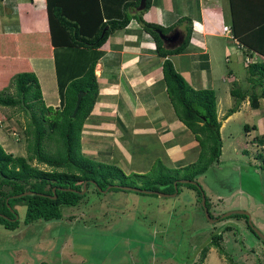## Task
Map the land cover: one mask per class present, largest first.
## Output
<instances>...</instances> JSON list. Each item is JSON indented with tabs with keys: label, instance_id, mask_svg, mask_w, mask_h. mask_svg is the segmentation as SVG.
<instances>
[{
	"label": "trees",
	"instance_id": "16d2710c",
	"mask_svg": "<svg viewBox=\"0 0 264 264\" xmlns=\"http://www.w3.org/2000/svg\"><path fill=\"white\" fill-rule=\"evenodd\" d=\"M138 1L45 0L58 106L51 108L43 104L38 81L31 71L12 75L9 82L13 84L14 96L13 93L6 92L9 82L0 89V105L18 106L23 111L28 120L25 136L29 135L25 156L6 152L0 145V214L6 216H0V225L4 229L14 230L18 227L16 205L25 207L22 218L24 224L38 219L46 221L60 217V205H75L84 195L62 188L80 190L85 182V189L92 185L96 191V187L104 189L109 184H117L171 193L176 190L173 187L174 181L175 187L180 184L177 181L179 178L196 181L208 166L218 161L221 139L215 93L208 87L194 88L189 85L168 57L179 53L188 44L189 27L185 28L184 37L179 44L170 47L168 43H163L158 32L165 34L171 27L143 21L141 13L148 8L150 2L145 0L143 9L137 11ZM228 4L227 24L231 37L236 40L246 57H254L253 61L246 64V87H229V94L236 101L247 99L250 107H257L259 98L264 101V0H247L244 7L246 17H242V1L228 0ZM130 18H134L141 31L149 35L160 61L163 86L174 114L194 135L199 147L197 159L193 163L170 170L161 165L159 171L165 170L164 174H156L150 179L145 177L146 180L142 179L140 185L132 177L139 175H126L116 164L96 161L83 155L80 150L82 124L97 95L94 65L102 54L98 48L111 32L124 27ZM79 91H83V95L71 116ZM237 106L238 102L227 108L223 117L234 112ZM246 128L247 125H244L245 131ZM254 157L259 160V167L264 173L261 145ZM32 161L36 164H32ZM37 164H44L48 168H41ZM181 170L183 173L179 175ZM183 184L194 189L200 196L202 190L197 181L196 185ZM25 191L30 193L14 196ZM52 195L55 197L52 198ZM207 199L205 197L204 200L208 211ZM228 217L243 218L246 227L253 232L246 215L233 213L223 218ZM220 237L221 232L211 233L208 242L199 251L197 262L192 264L202 263L209 246L215 247L218 253H223L218 242ZM230 262L234 264L232 260Z\"/></svg>",
	"mask_w": 264,
	"mask_h": 264
},
{
	"label": "rangeland",
	"instance_id": "374dc122",
	"mask_svg": "<svg viewBox=\"0 0 264 264\" xmlns=\"http://www.w3.org/2000/svg\"><path fill=\"white\" fill-rule=\"evenodd\" d=\"M218 40L214 58L219 70L215 82L220 83V90L213 89L222 105L226 100L223 87H246L247 62H239L235 56L229 57L230 63L226 62L224 43L221 38ZM174 63L176 70L185 68L183 59ZM230 69L235 72L232 78L225 75ZM220 76H225L224 82H220ZM9 83L6 92L14 96L13 84ZM229 99L228 108L240 102L233 96ZM252 112L247 106L224 123L218 161L196 178L204 198H208L209 216L214 222L205 217L197 192L183 183L175 187L178 193L168 196L123 189L96 191L88 185L75 205L59 206L60 217L54 221L38 219L24 224L25 207L16 205L18 227L6 230L0 225V264H192L214 232H221L218 242L223 253L209 246L201 264H230V260L234 264H264V243L246 227L244 219L220 218L225 212L244 210L250 225L264 234V173L251 143V137L259 135L264 121L261 112ZM27 123L18 106L0 105V145L6 152L25 156ZM246 124L255 127L247 133ZM142 137L126 149L122 164L112 161L120 169L144 167L145 171L121 169L126 175H139L132 176L138 185L142 179L164 174L165 170L159 171L161 165L168 170L187 165L166 159L153 146L155 136ZM195 151L197 159V144ZM37 166L48 168L44 164ZM182 173L183 170L179 175Z\"/></svg>",
	"mask_w": 264,
	"mask_h": 264
},
{
	"label": "crops",
	"instance_id": "0c3cea01",
	"mask_svg": "<svg viewBox=\"0 0 264 264\" xmlns=\"http://www.w3.org/2000/svg\"><path fill=\"white\" fill-rule=\"evenodd\" d=\"M239 1L244 3L240 9L244 8L247 0ZM149 2L148 8L141 13V19L173 28H169L172 31L165 35L177 33L176 38L163 43L176 46L183 39L185 28L189 27L188 44L179 53L168 56L173 65L175 61L185 60V68L177 71L192 87H208L214 92L215 88L218 92L220 83L215 82V77L219 70L214 58L220 42L218 38L224 43L226 62L230 63V56H235L239 62L244 58L243 50L231 37L227 24L228 0ZM243 16L246 17L245 8ZM148 36L141 31L139 23L130 18L124 27L111 32L98 48L102 54L94 65L97 95L80 133L83 155L94 160L98 156L96 161L100 162L112 163L117 160L122 164L123 154H126L128 147H133L136 138L155 136L153 146L162 151L169 161L182 162L181 166L196 160V140L174 114L163 86L160 61ZM52 54L45 0H0V89L8 84L15 73L31 71L38 81L43 104L56 108L58 90ZM234 73L230 69L225 75L232 78ZM224 77L220 76V82H224ZM222 92L225 102L221 105L219 97L216 99L220 135L224 123L247 106L254 115L261 112L260 117L264 121L262 98L253 108L244 99L234 112L223 117L231 103L229 86L223 87ZM262 125L259 135L251 137L254 151L264 144ZM248 126L247 133L255 127L253 124ZM121 169L125 172L145 171L144 167L138 166Z\"/></svg>",
	"mask_w": 264,
	"mask_h": 264
},
{
	"label": "water",
	"instance_id": "95a60500",
	"mask_svg": "<svg viewBox=\"0 0 264 264\" xmlns=\"http://www.w3.org/2000/svg\"><path fill=\"white\" fill-rule=\"evenodd\" d=\"M144 5H145V0H139L136 9H137V10H141V9H143ZM158 33H159V36H160V38L162 39L163 42L171 41V40H173L174 38L177 37V33H173L172 35H165V34H162V33H160V32H158ZM82 95H83V91H79V92L76 94L75 105H74V108H73V110H72V112H71V116L74 115V113H75V111H76V109H77V106H78V104H79V102H80V99H81ZM177 181H178L179 183H191V184H195V185H196V181H194V180H189V179H177ZM90 183L94 184L93 181H90ZM175 183H176V182L174 181V182H173V187H174V189H175ZM94 185H95V184H94ZM112 187H119L120 189H123V190H133V191L140 192V193L158 194V195H162V196H168V195H171V194L174 195L175 192H176V190H174L172 193H166V192H161V191H157V190H146V189H142V188H139V187H136V186L117 185V184H109V185H107L104 189H101V188L96 187V189H97V191H106L107 189L112 188ZM198 187H199V185H198ZM199 188H200V187H199ZM62 189H68V190H73V191H75V192L83 193L84 190H85V182L82 183V186H81V189H80V190L69 189V188H62ZM52 191H54V188H52ZM29 193H30V191H25V192H22V193L16 194V195H14V196H15V197H18V196H23V195H25V194H29ZM51 197L54 198L55 196L52 195ZM204 199H205V198H204V195H203V193H202V191H201V192H200V203H201L202 209H203V211H204L205 217L209 220L210 223H212V222L215 221V219H214V218H211V217L209 216L208 211H207V208H206V206H205V200H204ZM233 213H236V214H244V215H246V216H247L248 224L250 225L249 220H248L249 215H248V213H247L246 211H244V210H231V211H228V212H225V213L221 214V215H220V218H222V217H226V216H228V215H230V214H233ZM0 216H3V217L6 218V216L3 215V214H0ZM15 218H16V216H15ZM57 219H58V218H57ZM54 220H56V219H49V220H46V221H54ZM250 228H251V230L254 232V234H255L256 236H258L262 241H264V234H262L258 229H256L255 227H253V226H251V225H250Z\"/></svg>",
	"mask_w": 264,
	"mask_h": 264
},
{
	"label": "clouds",
	"instance_id": "9594fccd",
	"mask_svg": "<svg viewBox=\"0 0 264 264\" xmlns=\"http://www.w3.org/2000/svg\"><path fill=\"white\" fill-rule=\"evenodd\" d=\"M137 10V9H136ZM137 11H139V10H137ZM226 29V26L224 27V30ZM166 34V33H165ZM254 59H252V58H248V57H246V55H244V58H243V61L244 62H248V61H253ZM263 145V144H262ZM262 145H261V148L263 149V147H262ZM263 153H264V150H263Z\"/></svg>",
	"mask_w": 264,
	"mask_h": 264
},
{
	"label": "built area",
	"instance_id": "2783aa9c",
	"mask_svg": "<svg viewBox=\"0 0 264 264\" xmlns=\"http://www.w3.org/2000/svg\"><path fill=\"white\" fill-rule=\"evenodd\" d=\"M262 147H263V150H264V144L262 145Z\"/></svg>",
	"mask_w": 264,
	"mask_h": 264
},
{
	"label": "flooded vegetation",
	"instance_id": "af4514ba",
	"mask_svg": "<svg viewBox=\"0 0 264 264\" xmlns=\"http://www.w3.org/2000/svg\"><path fill=\"white\" fill-rule=\"evenodd\" d=\"M158 191V190H157ZM84 193V192H83ZM216 218V217H215Z\"/></svg>",
	"mask_w": 264,
	"mask_h": 264
}]
</instances>
